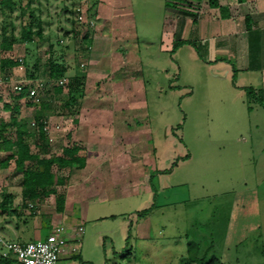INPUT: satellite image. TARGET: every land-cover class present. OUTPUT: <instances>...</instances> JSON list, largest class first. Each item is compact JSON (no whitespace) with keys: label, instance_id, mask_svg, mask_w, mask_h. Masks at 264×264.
Returning <instances> with one entry per match:
<instances>
[{"label":"rangeland","instance_id":"1","mask_svg":"<svg viewBox=\"0 0 264 264\" xmlns=\"http://www.w3.org/2000/svg\"><path fill=\"white\" fill-rule=\"evenodd\" d=\"M15 1L11 27L16 40L10 55L23 61L11 72L0 69V78H36L30 85L48 105L28 97L26 117L18 118L32 126L39 111L49 118L61 108L51 107L58 96L44 63L62 58L71 64L64 77L74 75L81 56L73 51L80 37L72 29L85 26L86 8L82 0ZM90 1L97 7L99 0ZM160 1L131 0L142 66L137 72L111 74L136 83L133 93L142 123L151 127L135 137L141 157L125 159L111 172L92 167L74 174L68 217L84 226L81 248L73 257L61 256L58 264H195L186 258L189 241L198 256L215 254L226 264H264V116L256 127L244 105L232 98L225 62L207 60L199 41L195 48L185 44L176 52L159 49ZM78 6L85 9L81 22L71 10ZM32 9L42 20L43 36L19 40ZM2 18L0 13V26ZM1 52L0 59L6 55ZM15 128L11 125L10 132ZM28 141L39 156L50 155L49 137L43 151L37 131ZM151 205L144 216L138 214ZM26 216L31 222L38 219L42 234L63 219ZM23 238L39 237L30 233Z\"/></svg>","mask_w":264,"mask_h":264},{"label":"crops","instance_id":"2","mask_svg":"<svg viewBox=\"0 0 264 264\" xmlns=\"http://www.w3.org/2000/svg\"><path fill=\"white\" fill-rule=\"evenodd\" d=\"M82 1L85 8L92 4L90 0ZM160 2L164 12L159 49L171 50L178 39L192 40L195 44L199 41L205 48L207 60L225 62V75L231 79L233 100L235 98L244 105V113L253 116L258 127L264 116V0H217L218 6L210 5L208 0H201L196 6L183 2L169 6L165 0ZM93 7L92 17H87L93 19L88 52L84 54L80 38H76L78 40L73 50L81 56L74 74H84L82 94L69 97L68 87L62 83L61 91L55 92L53 89L58 98L54 97L56 99L51 103V107L54 103L55 107L60 105L61 108L52 111L54 113L49 118L45 115L50 154L61 153L64 146L77 145L85 151V164L61 170L60 173L68 175V183L53 186L65 194L64 209L58 211L54 193L27 199L23 204L21 173L16 172L13 159H5L9 150L0 149V199L7 195L6 211L0 212L1 238L31 240L33 238H23L30 233L35 237H45L55 224H51L48 231L42 234L37 230L38 219L35 216L38 214L62 216V221L56 224L75 227L81 222L68 217L74 174L92 167H104L111 172L110 168L119 166L125 159L131 161L141 157L139 142L135 137L145 130L148 134L151 127L144 128L146 124L142 123L145 118L139 113L140 102L133 93L136 83L133 79L122 81L111 75L117 71L137 72L142 66L137 52L139 36L131 0H99L97 7ZM204 14H207V18L203 17ZM87 18L85 26L80 27L81 32L88 28ZM190 19L196 23H189ZM147 42L153 44L154 40L148 38ZM185 44L192 43H182L174 51ZM10 51L0 50L1 54L5 52V56H11ZM20 61H23L22 57ZM65 62L67 66L71 65L69 61ZM16 66L21 67V64L0 69L11 72ZM35 79L27 76L14 80L9 74L0 78V120L8 122L12 115H18L17 118L25 116L23 112L27 109L26 105H30L27 100L29 96L16 97L12 85L19 80H24L25 84L33 83ZM57 84L55 80L54 85ZM247 88L253 92L251 97L247 95ZM7 131L10 132V127ZM262 152L264 156V146ZM53 167L56 169V165ZM26 214L34 217V221H29L31 217L28 218ZM29 223L30 228L27 226ZM74 255L63 253L61 256L70 258ZM61 256L58 263L62 260ZM4 258L0 256V264H20L14 257H7L8 260Z\"/></svg>","mask_w":264,"mask_h":264},{"label":"trees","instance_id":"3","mask_svg":"<svg viewBox=\"0 0 264 264\" xmlns=\"http://www.w3.org/2000/svg\"><path fill=\"white\" fill-rule=\"evenodd\" d=\"M201 0H165V4L169 6H175L179 2L186 3L188 5H199ZM28 5L31 0L27 1ZM208 3L212 6H218L217 0H208ZM16 5L15 0H0V13L3 18L1 20L0 26V49L2 51H9L13 48V43L16 37L12 30L11 14L14 6ZM27 5V6H28ZM94 4H90L86 8V18L92 17ZM77 13V9H71ZM23 11V10H22ZM28 23L22 28L19 40L22 41H33L34 37L41 38L43 36L42 20L38 15L34 14V10H30L28 14ZM91 24L88 23V28L81 32L80 29H72V35L74 37H80L83 43L82 49L84 54L88 52L91 36ZM36 26V28H34ZM192 43L197 46L192 40H181L178 39L173 43L171 51L175 50L182 43ZM19 59L13 58L11 56H4L0 59V68L5 69V67L10 68L18 65ZM44 70L48 73V77L51 80H59L60 78L66 76L67 64L62 59L51 58L44 63ZM33 76V75H30ZM84 74L77 73L69 76L66 87H68L69 97L74 98L76 95H81L83 91ZM28 85L23 84L20 91H15L16 97H23L27 92ZM55 92H59L63 89V85L57 84L53 87ZM247 95L251 97L253 92L251 89L247 88ZM40 105L45 107L48 105L43 100H40ZM14 107V106H13ZM29 121L26 119H18L16 115H12L10 121L4 122L0 120V149L9 150L6 154L5 159H13L15 163L16 172H20V184L23 187V204H26V200L30 198L40 197L42 195H48L54 193L56 210L62 211L64 209L65 194L58 191L54 185L61 184L64 185L68 183V175L60 173L61 170L70 168L72 165H77L79 167L85 164V151L82 147L77 145L64 146L61 153H52L49 156H39L37 152L31 150L30 143L28 141L29 137L35 135L37 131V136L41 140L39 148L41 151L46 148L44 145L48 144V135L45 130V114L39 111L35 115L36 126L32 124L29 125ZM15 125V131L9 132L7 129ZM40 152V151H39ZM56 165V169H54ZM146 207L140 211L138 214L144 216L151 208ZM7 208V195H3L0 199V212H5ZM194 243L189 241L187 245V260L189 262H194L195 264H226L222 259L211 254L207 256L203 254L198 256L194 253L196 249ZM8 260V258H4ZM15 259V258H14ZM16 260V259H15ZM17 261V260H16ZM84 264H91L85 262Z\"/></svg>","mask_w":264,"mask_h":264},{"label":"built area","instance_id":"4","mask_svg":"<svg viewBox=\"0 0 264 264\" xmlns=\"http://www.w3.org/2000/svg\"><path fill=\"white\" fill-rule=\"evenodd\" d=\"M77 19L83 20L84 7L78 6ZM89 24H93V19L88 20ZM21 60V57L18 58ZM66 77L60 78L57 83L62 84L66 81ZM21 83H15L13 88L15 91L22 89ZM28 85V96L35 101H39L37 89L34 85ZM32 124L34 122L32 121ZM84 226L79 223L75 227H66L63 224H55L51 231L45 237L31 240H12L0 237V256L14 257L20 264H57L63 253H77Z\"/></svg>","mask_w":264,"mask_h":264}]
</instances>
